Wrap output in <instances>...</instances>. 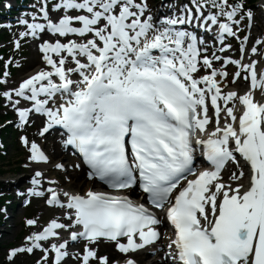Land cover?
<instances>
[{"label": "snow or ice", "instance_id": "obj_1", "mask_svg": "<svg viewBox=\"0 0 264 264\" xmlns=\"http://www.w3.org/2000/svg\"><path fill=\"white\" fill-rule=\"evenodd\" d=\"M253 16L244 0H196L195 11L160 19L147 0H53L51 7L42 0L31 22H18L21 37L47 31L59 38L39 44L45 67L0 95L22 125L33 112L43 115L41 136L61 127L63 145L82 154L88 179L110 190L49 186L46 203L59 206L68 223L53 218L26 235L9 249L7 264L36 250L43 255L35 264H62L72 255L70 241L101 238L115 242L123 264H138L129 254L160 243L165 222L172 229L166 264H264V72L256 60L243 62L249 37H238L241 58L223 59L239 66L233 82L244 73L250 87L224 91L217 77L229 73L213 66L222 57L202 55V38L183 27L218 25L222 42L224 34L236 37L245 19L250 28ZM255 45L250 52L264 60V39ZM20 139L29 161H49L36 141ZM198 157L209 166L201 169ZM43 175L37 171L33 184ZM136 189L146 203L129 195ZM76 255L81 264H109L88 244Z\"/></svg>", "mask_w": 264, "mask_h": 264}, {"label": "rangeland", "instance_id": "obj_2", "mask_svg": "<svg viewBox=\"0 0 264 264\" xmlns=\"http://www.w3.org/2000/svg\"><path fill=\"white\" fill-rule=\"evenodd\" d=\"M7 152H8L7 155L9 156V158L14 159V161H15L16 158H17V152H16V149H15V146L12 143L7 146ZM22 153H24L23 152V149H22ZM14 167H15V165H13V166L12 165H8L7 166V165H3V163L0 162V169H2V170H9V169L14 168ZM14 177H15V175L9 174V175H6V176H1L0 179L2 181H4V182L5 181L8 182L9 179L14 178ZM16 177H18V176H16ZM7 182H5V183L7 185H9V183H7ZM3 191L6 192V190H3ZM3 191H0V192H3ZM16 222H17V225L13 229H11V231H10L11 234L8 237H2L1 238V242H2L1 244L3 246L0 248V264H7V262L5 261L6 248L4 246L8 242L9 243H13V244H16V243H19L20 242V241H16V240L19 239V237L21 235V234L20 235L19 234L17 235V233L19 232V230H21L20 229L21 227L18 225V221H16ZM8 224H10V222H8ZM1 228L2 229H6L7 227L5 225H3ZM12 264H29V263H28V259L27 258H19L14 263H12Z\"/></svg>", "mask_w": 264, "mask_h": 264}, {"label": "bare ground", "instance_id": "obj_3", "mask_svg": "<svg viewBox=\"0 0 264 264\" xmlns=\"http://www.w3.org/2000/svg\"><path fill=\"white\" fill-rule=\"evenodd\" d=\"M35 61L37 62V64L41 65L42 64V61H41V58H40V53L37 52L36 50H32V56L30 58V61L28 62V64L26 65V67H24L22 69V71L19 73L18 77L16 78V81L17 80H21L22 79V74H27V73H30V71L33 69V66L35 64ZM42 66V65H41ZM243 86V82H239V86ZM247 88V87H246ZM51 152L53 154V158L54 159H57L58 155L56 156V153H61V154H64L62 152V150L59 148H51ZM31 163H34L33 161H31ZM30 166H32L33 164H29ZM42 167L47 170V172H49V167H47V165L45 164H42ZM54 167V165H53ZM76 179L80 178V172L79 171H75L72 173ZM44 180L46 181V183L50 184V181H54L55 183H52L50 185H57V180L54 178V177H47V175L44 176ZM68 181L70 182V180L68 179ZM15 183L18 182V180H15L14 181ZM59 187V186H58ZM41 215H43V213L41 212L40 213Z\"/></svg>", "mask_w": 264, "mask_h": 264}]
</instances>
